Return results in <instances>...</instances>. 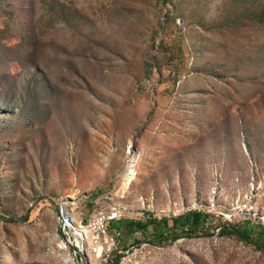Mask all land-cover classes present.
Listing matches in <instances>:
<instances>
[{"label":"rangeland","instance_id":"obj_1","mask_svg":"<svg viewBox=\"0 0 264 264\" xmlns=\"http://www.w3.org/2000/svg\"><path fill=\"white\" fill-rule=\"evenodd\" d=\"M39 198L0 219V264H79L54 203L76 228L126 206L90 264H264L223 232L264 224V0H0V214ZM194 210L207 232H126Z\"/></svg>","mask_w":264,"mask_h":264},{"label":"trees","instance_id":"obj_2","mask_svg":"<svg viewBox=\"0 0 264 264\" xmlns=\"http://www.w3.org/2000/svg\"><path fill=\"white\" fill-rule=\"evenodd\" d=\"M210 214L203 210L188 211L184 215H180L173 219V224L168 219L152 218L151 220L132 219L124 221L126 224V232L132 233L136 231L150 232L151 238L148 242L161 244L165 241L174 240L180 234H195L199 232H207L209 229ZM260 228L255 229L250 227V222L246 223L243 227L233 226L225 227L228 234L237 233L251 242H259V238L264 241V224L258 225ZM179 231V232H178ZM262 241V242H263ZM139 242V241H138Z\"/></svg>","mask_w":264,"mask_h":264},{"label":"built area","instance_id":"obj_3","mask_svg":"<svg viewBox=\"0 0 264 264\" xmlns=\"http://www.w3.org/2000/svg\"><path fill=\"white\" fill-rule=\"evenodd\" d=\"M112 200L113 197H105L104 202L107 203V201L111 202ZM125 211L126 206L123 205L122 207L121 205L114 204L112 207L101 209L93 214L88 226H85L83 223L80 224L89 231L90 238L86 240V244L89 242V252L92 256L111 257L117 242L123 237L124 230L117 228L111 231L110 225L114 221H120L122 217L127 214ZM71 231L72 229L68 228L66 232L67 237L74 246L80 249L79 242L77 238L72 235ZM62 242L67 245V248H70L64 239H62ZM128 262H132V260L130 259ZM107 264H115V261L110 260Z\"/></svg>","mask_w":264,"mask_h":264},{"label":"water","instance_id":"obj_4","mask_svg":"<svg viewBox=\"0 0 264 264\" xmlns=\"http://www.w3.org/2000/svg\"><path fill=\"white\" fill-rule=\"evenodd\" d=\"M44 200L51 201L50 198H39V199H37L35 201V203L31 205V207L28 209L26 215L22 219H10V218H7L1 214H0V219L3 221H9V222H15V223L16 222L26 223L27 220L29 219V217L31 216L35 206ZM54 205H55V207L58 211L59 217H60L61 231L63 234V239L65 240V242L68 243V246L70 247V249L75 253L79 264H90L87 255L84 252H82L78 247L74 246L67 237L66 232H67L68 228L70 227L69 219L65 218V211L68 210L67 205L66 204L60 205V204H55V203H54Z\"/></svg>","mask_w":264,"mask_h":264},{"label":"bare ground","instance_id":"obj_5","mask_svg":"<svg viewBox=\"0 0 264 264\" xmlns=\"http://www.w3.org/2000/svg\"><path fill=\"white\" fill-rule=\"evenodd\" d=\"M65 218L69 219L70 221V227L72 229V235L75 236L79 242V246H80V249L82 252H84L87 257H90L92 256V254H90L86 248V240H89L90 238V235H89V231L86 227L82 226V225H79L80 228H76L74 227L75 225V222H76V217L75 215H73L69 209L67 211H65ZM67 247V245L65 243H63L61 245V248L65 249ZM90 255H88V253Z\"/></svg>","mask_w":264,"mask_h":264}]
</instances>
